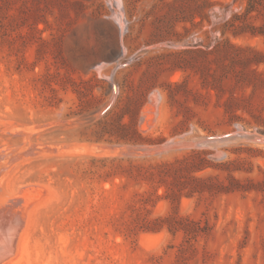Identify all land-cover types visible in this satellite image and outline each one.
<instances>
[{"label":"rangeland","instance_id":"1","mask_svg":"<svg viewBox=\"0 0 264 264\" xmlns=\"http://www.w3.org/2000/svg\"><path fill=\"white\" fill-rule=\"evenodd\" d=\"M0 121V264H264V0H0Z\"/></svg>","mask_w":264,"mask_h":264},{"label":"bare ground","instance_id":"2","mask_svg":"<svg viewBox=\"0 0 264 264\" xmlns=\"http://www.w3.org/2000/svg\"><path fill=\"white\" fill-rule=\"evenodd\" d=\"M117 5L118 6H116V7H118V10H114L113 18L116 21L117 25L119 26L120 30L122 31L124 29V18H123V15H122V12L119 8L118 3H117ZM122 64L123 63L121 61H117L115 64V67H117V65L120 67ZM115 67H114V69H115ZM113 72H112V74H113ZM109 79L111 80V76L109 77ZM153 98H154V101L157 102L158 97L156 94H153ZM151 101H153V100H151ZM155 102H154V104H156ZM155 107H156V105H155ZM158 107H159V105H158ZM152 118H153V116H152ZM156 122H157V120H156ZM13 125L14 124H12V126ZM154 125H155V123H154ZM148 127H146V128H148ZM11 128L12 127L10 126V124H9V127L3 128L2 129L3 131H1V128H0V175L1 174L5 175L9 171H11V169L14 168L13 167L14 164L17 163V160L20 159V157H23L24 155L30 153L28 150H26V148L32 147V145L30 144V137L25 138L24 139V145L22 144L23 145L22 148L18 149L16 147V145H14L13 139L11 137L10 138L7 137L8 135L1 136L2 132L9 131V129H11ZM238 129L241 130L242 128L239 126ZM10 132H11V134L12 133L14 134V133H16V130H14L13 132L12 131H10ZM32 144H33V142H32ZM52 148L53 147H51V151L53 150ZM34 150H35V148H34ZM29 155H31V154H29ZM26 156H25V158H26ZM25 197L27 198V196H25ZM25 197H23V200L26 199ZM40 197H42V196H40ZM6 199H7L6 204L5 203H3V204H4V206L8 207L7 208L8 211L6 210L7 211L6 213L4 211H2V212L0 211V263H1V261L3 263V260L5 261L6 258L11 257V255L16 252L17 242H18L20 233L22 231V227L26 225L25 219H26V216L28 215V211H29L28 208H30V206H31V204L29 205L30 201L26 200V201L22 202L23 200L21 199V197H15V198H10V199L6 198ZM31 199L32 198H30V200ZM3 204H1V205H3ZM33 204H34V202H33ZM33 204H32V206H33ZM1 207H3V206H1ZM5 208L6 207H4V210H5ZM1 209L3 210V208H0V210Z\"/></svg>","mask_w":264,"mask_h":264},{"label":"water","instance_id":"3","mask_svg":"<svg viewBox=\"0 0 264 264\" xmlns=\"http://www.w3.org/2000/svg\"><path fill=\"white\" fill-rule=\"evenodd\" d=\"M119 68V66L117 65V67H115V70ZM114 70V71H115ZM111 79H112V75H111ZM112 87L114 92L116 91V86L112 83ZM110 107V105H108L103 111L105 112L106 110H108ZM103 112V113H104ZM238 137H244V138H259V136H257L255 133H251V132H246L243 131L242 129L239 130L238 128L230 133V134H226V135H222V136H216V137H210V138H201L199 140H188V139H178V140H170L168 142H166L165 144H163V146H161L160 148L156 149L160 150V151H167L170 149H176V148H186V147H198L201 146L203 144H209L212 142H226L230 139L233 138H238ZM260 140L264 141V138H260Z\"/></svg>","mask_w":264,"mask_h":264},{"label":"trees","instance_id":"4","mask_svg":"<svg viewBox=\"0 0 264 264\" xmlns=\"http://www.w3.org/2000/svg\"><path fill=\"white\" fill-rule=\"evenodd\" d=\"M162 180V179H161ZM162 182V184L164 183L165 184V181H161ZM204 191V189H200L199 187H194V188H192V189H190L189 190V196L190 195H192L194 192H203ZM179 194H181V193H179V192H176V191H172L171 192V198L173 199V200H177L178 198H179Z\"/></svg>","mask_w":264,"mask_h":264}]
</instances>
